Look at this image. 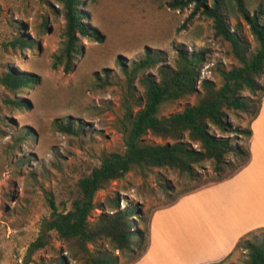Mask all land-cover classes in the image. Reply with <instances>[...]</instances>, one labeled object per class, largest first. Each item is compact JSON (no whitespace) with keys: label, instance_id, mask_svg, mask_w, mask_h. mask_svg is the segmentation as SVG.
Returning a JSON list of instances; mask_svg holds the SVG:
<instances>
[{"label":"rangeland","instance_id":"obj_1","mask_svg":"<svg viewBox=\"0 0 264 264\" xmlns=\"http://www.w3.org/2000/svg\"><path fill=\"white\" fill-rule=\"evenodd\" d=\"M167 1L84 0L88 25L95 28L97 37H79L82 50L66 71L63 65L53 67L54 55L64 40L62 5L56 0H0V77L7 72L15 75L25 72L36 80L16 91L0 82V264H88L71 243L58 238L54 231L47 232L43 248L30 252L29 247L52 220L49 198L58 212L69 210L79 195L78 181L100 164L102 154L123 151L119 122L123 115L121 102L127 90L125 71H130L146 52L157 54L160 64L172 67L176 48L201 53L199 82L210 80L216 87L221 83L219 70L238 65L230 43L215 33L212 20L199 13L190 15L192 6L171 9ZM244 1L250 13L262 6L264 23V0ZM226 24L238 33L251 52L255 50L257 43L239 15H228ZM15 38L30 45L15 44ZM158 66L138 73L132 83L136 97L142 94L138 78L157 77ZM258 82L264 84V74ZM242 96L257 100L259 93L252 95L244 91ZM18 101L19 106L15 103ZM196 101L197 95L192 94L164 102L158 116H169ZM227 116L233 127L250 128L251 113L228 111ZM66 123L71 124L74 134L59 129L58 126ZM144 140L170 141L150 133ZM237 141L244 146L247 137L238 135ZM230 159L235 160L232 155ZM226 168L229 170L230 166ZM199 172L194 181L168 168H133L96 192L97 208L91 217L94 220L101 213L134 207L138 215L133 217L136 224L133 228L143 229L144 220L147 221L149 246V214L213 176L209 162ZM245 195L250 196L245 192L239 194L238 207L233 211L228 208L230 212L224 216L220 215L215 193L191 198L186 203L190 209L188 215L182 212L185 204L182 202L158 220L155 232H151L156 248L144 264H151V259L154 264H193L205 243L213 245L220 231L239 221L245 210L255 206L247 212L252 213L264 203L256 206L257 202L251 201L241 207ZM243 237L245 241L264 243V228ZM244 243L214 264H248ZM89 248L112 251L118 256L119 264H127L130 256L113 252L106 239Z\"/></svg>","mask_w":264,"mask_h":264},{"label":"trees","instance_id":"obj_2","mask_svg":"<svg viewBox=\"0 0 264 264\" xmlns=\"http://www.w3.org/2000/svg\"><path fill=\"white\" fill-rule=\"evenodd\" d=\"M46 1V0H39ZM62 5L65 21L62 46L54 55L53 67L63 65L66 71L72 60L81 52L79 37H97L95 28L88 25V14L83 10L84 0H56ZM166 5L175 10L192 6L190 15L199 13L212 20L215 33L228 41L238 62L228 70H219L221 83L203 79L199 82V70L203 62L201 53H189L176 48L174 66L160 64L157 54L146 52L134 64L127 76V90L121 106L123 115L119 124L124 149L121 152H104L100 164L78 181L79 195L71 203V208L58 212L52 199L48 203L52 210V220L42 228L40 236L31 243L29 251L43 248L47 232L54 231L58 238L73 245L88 264H119L118 256L109 250H90L98 241L106 239L113 252L126 253L127 264L133 263L147 248V221L143 229L136 227L134 207L117 209L111 214L101 213L92 219L97 208L94 202L96 192L110 181L122 178L133 168H168L196 181L199 170L209 162L213 176L204 184L222 181L244 166L249 160L248 140L251 129L239 130L230 123L227 113H251L257 115L264 84L258 79L264 74V23L261 22L262 6L250 13L244 0H168ZM240 16L249 26L257 47L252 52L235 30L226 24L227 16ZM15 44L26 45L21 38ZM158 66L157 77L145 75L138 78L142 94L136 97L132 86L138 73L144 68ZM7 72L0 77L2 85L12 91L36 83L32 74ZM259 93L257 100L245 98L242 92ZM196 94L197 101L183 110L169 116H158L161 104ZM21 105L20 102H15ZM250 121V122H251ZM61 131L75 133L70 123L58 126ZM150 133L165 141L149 143L144 137ZM247 137L246 144L240 145L238 135ZM232 155L235 160H229ZM230 166L227 170L226 167ZM201 184V185H203ZM197 185L188 192L199 188ZM179 197V196H178ZM178 197L170 200L173 203ZM248 250V264H264V243L245 241L241 237L235 248L242 242Z\"/></svg>","mask_w":264,"mask_h":264},{"label":"crops","instance_id":"obj_3","mask_svg":"<svg viewBox=\"0 0 264 264\" xmlns=\"http://www.w3.org/2000/svg\"><path fill=\"white\" fill-rule=\"evenodd\" d=\"M251 137L248 140L249 160L248 162L238 169L234 174L228 178L210 183L205 186L199 187L193 191L180 195L173 203L153 210L149 215L150 220V243L145 252L130 264H144L145 261L151 258V254L156 248V240L151 237V232H155V226L158 220L177 209L182 202L183 213L189 214L190 209L187 202L197 195L208 196L210 193H215L217 200L220 203V215L224 216L238 207L236 202L237 196L245 192L247 195L241 203V207L249 205L251 201L257 202L256 206H260L264 202V93L261 96L260 107L257 116L252 119L250 123ZM217 192H222L219 196ZM194 203V201H192ZM255 207V206H254ZM245 210L244 216L234 223L233 225L226 226L224 230L220 231V235L215 240L213 245L205 243L202 247L200 257L193 264H214L222 261L228 257L233 250L239 239L247 233L255 229L264 228V203L258 207L254 212L247 213L253 210ZM230 224V223H227ZM154 225V227H153ZM154 249V250H153ZM153 251V252H152ZM155 261L151 259V264Z\"/></svg>","mask_w":264,"mask_h":264}]
</instances>
